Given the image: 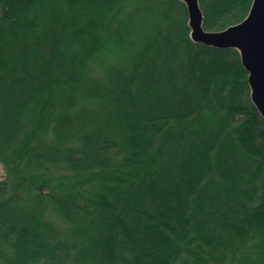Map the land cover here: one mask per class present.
Masks as SVG:
<instances>
[{
  "label": "trees",
  "instance_id": "16d2710c",
  "mask_svg": "<svg viewBox=\"0 0 264 264\" xmlns=\"http://www.w3.org/2000/svg\"><path fill=\"white\" fill-rule=\"evenodd\" d=\"M220 30L252 0H198ZM182 0H0V264H264V119Z\"/></svg>",
  "mask_w": 264,
  "mask_h": 264
},
{
  "label": "water",
  "instance_id": "95a60500",
  "mask_svg": "<svg viewBox=\"0 0 264 264\" xmlns=\"http://www.w3.org/2000/svg\"><path fill=\"white\" fill-rule=\"evenodd\" d=\"M187 11L190 38L215 48H234L247 72L249 96L264 119V0H252L240 21L220 30H206L198 0H182Z\"/></svg>",
  "mask_w": 264,
  "mask_h": 264
},
{
  "label": "rangeland",
  "instance_id": "374dc122",
  "mask_svg": "<svg viewBox=\"0 0 264 264\" xmlns=\"http://www.w3.org/2000/svg\"><path fill=\"white\" fill-rule=\"evenodd\" d=\"M3 173V170H2V167L0 166V176L2 175Z\"/></svg>",
  "mask_w": 264,
  "mask_h": 264
}]
</instances>
